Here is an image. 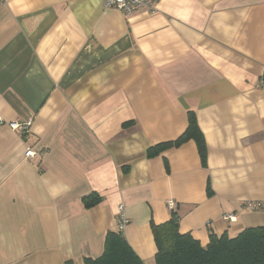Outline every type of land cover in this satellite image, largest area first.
<instances>
[{"label": "crops", "instance_id": "obj_1", "mask_svg": "<svg viewBox=\"0 0 264 264\" xmlns=\"http://www.w3.org/2000/svg\"><path fill=\"white\" fill-rule=\"evenodd\" d=\"M154 6L131 17L105 0L0 8V264L100 256L121 203L145 264H156L151 223L173 211L203 246L212 231L264 225V0ZM190 110L207 166L193 139L149 157ZM29 120L28 132L11 127ZM91 193L101 201L87 208Z\"/></svg>", "mask_w": 264, "mask_h": 264}, {"label": "trees", "instance_id": "obj_2", "mask_svg": "<svg viewBox=\"0 0 264 264\" xmlns=\"http://www.w3.org/2000/svg\"><path fill=\"white\" fill-rule=\"evenodd\" d=\"M195 140L202 165L207 166L208 146L196 112L188 111V126L175 140L150 147L149 157L164 150L180 146L188 140ZM208 194L213 193L208 183ZM101 201L97 193L83 197L89 208ZM180 216L172 212L170 218L161 224L151 223L157 247L156 264H264V225L247 227L236 235L210 233V240L203 246L190 232L180 231ZM84 264H145L125 238L123 231H108L103 253L98 257L84 258Z\"/></svg>", "mask_w": 264, "mask_h": 264}, {"label": "built area", "instance_id": "obj_3", "mask_svg": "<svg viewBox=\"0 0 264 264\" xmlns=\"http://www.w3.org/2000/svg\"><path fill=\"white\" fill-rule=\"evenodd\" d=\"M157 0H105V6L115 8L121 12H123L127 17H131L134 14H136L139 10L148 8L152 12L156 10L154 3ZM7 4V0H0V8ZM2 120L0 119V123ZM32 125V121L29 120L25 123L20 122H12L11 127L15 130H19L22 132H28L30 127ZM36 155V152L29 148L26 151L27 157H34ZM169 206L173 208L174 202L170 201ZM118 213H119V229L124 230L127 226V224L130 222L129 217L126 214L125 205L119 204L118 205ZM233 217V214H226L223 216L224 219L228 220Z\"/></svg>", "mask_w": 264, "mask_h": 264}]
</instances>
